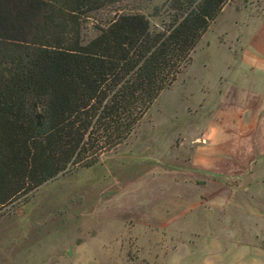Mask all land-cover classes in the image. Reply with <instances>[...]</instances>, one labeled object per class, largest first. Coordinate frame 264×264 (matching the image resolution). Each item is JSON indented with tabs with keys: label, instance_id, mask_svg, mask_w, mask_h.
<instances>
[{
	"label": "trees",
	"instance_id": "obj_1",
	"mask_svg": "<svg viewBox=\"0 0 264 264\" xmlns=\"http://www.w3.org/2000/svg\"><path fill=\"white\" fill-rule=\"evenodd\" d=\"M128 1L0 0V208L129 138L230 0Z\"/></svg>",
	"mask_w": 264,
	"mask_h": 264
},
{
	"label": "rangeland",
	"instance_id": "obj_2",
	"mask_svg": "<svg viewBox=\"0 0 264 264\" xmlns=\"http://www.w3.org/2000/svg\"><path fill=\"white\" fill-rule=\"evenodd\" d=\"M164 1L127 3L159 28L164 14L152 9ZM261 18L264 0H230L129 138L91 167H70L1 207L0 264H162L174 245L159 240L158 230L143 233L136 224L130 215L131 187L137 178L151 176L154 163L189 159L194 150L190 137L202 119L199 109L234 107L230 98L237 64L257 56L248 53L244 37ZM259 226L264 251V224Z\"/></svg>",
	"mask_w": 264,
	"mask_h": 264
},
{
	"label": "crops",
	"instance_id": "obj_3",
	"mask_svg": "<svg viewBox=\"0 0 264 264\" xmlns=\"http://www.w3.org/2000/svg\"><path fill=\"white\" fill-rule=\"evenodd\" d=\"M255 23L244 39L257 56L237 64L235 108L199 109L189 159L154 163L131 187L136 224L174 245L162 264H264V18Z\"/></svg>",
	"mask_w": 264,
	"mask_h": 264
}]
</instances>
